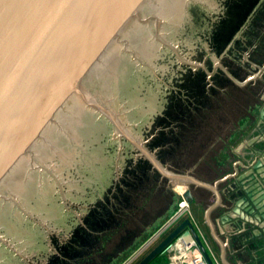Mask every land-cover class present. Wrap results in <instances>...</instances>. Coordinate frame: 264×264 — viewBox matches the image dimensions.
Segmentation results:
<instances>
[{"label": "water", "instance_id": "water-1", "mask_svg": "<svg viewBox=\"0 0 264 264\" xmlns=\"http://www.w3.org/2000/svg\"><path fill=\"white\" fill-rule=\"evenodd\" d=\"M232 1L0 0V264H123L194 191L209 223L228 220L219 188L256 111L213 115L222 131L198 148L200 102L217 76L264 96L259 68L226 51L212 65L264 0ZM184 230L214 264L189 218L136 264Z\"/></svg>", "mask_w": 264, "mask_h": 264}, {"label": "crops", "instance_id": "crops-1", "mask_svg": "<svg viewBox=\"0 0 264 264\" xmlns=\"http://www.w3.org/2000/svg\"><path fill=\"white\" fill-rule=\"evenodd\" d=\"M257 124L263 123L261 120H257ZM260 132H254L255 134L252 133L251 137L244 139L250 141L252 149L249 150L253 151L248 157L240 155L242 161H239L237 168L247 167L244 175L236 177L237 172H233L234 175L231 176L228 173L226 178L222 179L219 188V217L227 215L228 220L223 224L220 221L209 223L202 211L204 225L202 226L195 216L196 225L201 226L197 228V232L199 231L203 237L207 251L214 257L216 264H264V134H258ZM252 139L255 140L251 141ZM249 150L245 148V151L249 152ZM260 158L263 159L262 164L259 168L253 169L256 160L258 161ZM233 164L234 162L227 168L230 167L231 169ZM252 170L253 175L250 176ZM251 182L254 185L253 193L255 194L252 193L251 195L256 196L253 197L255 203L248 194L249 192L242 187ZM225 190L229 191L228 196ZM235 190L236 193H234ZM239 198L245 202L242 201L237 212H233L235 203ZM249 209L251 211H247ZM185 219L187 217L177 222L170 231L179 226ZM185 231L182 234H185Z\"/></svg>", "mask_w": 264, "mask_h": 264}, {"label": "flooded vegetation", "instance_id": "flooded-vegetation-1", "mask_svg": "<svg viewBox=\"0 0 264 264\" xmlns=\"http://www.w3.org/2000/svg\"><path fill=\"white\" fill-rule=\"evenodd\" d=\"M232 3L238 10H241V9H243V4L245 3V0H233ZM257 21L259 24V28L257 27V30H258V32H257L258 36L257 37H259L260 34H264V11L263 12H257ZM238 25L236 24V27ZM229 32H230V28L227 26L226 31H224V36H226L227 33H229ZM220 46H221L220 48L223 49V47L226 45L224 44V45H220ZM224 49H227V47H225ZM225 51H224V53H225ZM226 53H228V52L226 51ZM260 65L261 64H257V66H260ZM199 69H201V68H199ZM242 70H244V66L242 67ZM195 71H200L202 78H204L203 80H200L199 82H207L208 83L207 79H205V78L206 77L209 78V77H208L207 73L204 72L203 69H201V70L197 69ZM235 74H236V72H235ZM236 75H239V74H236ZM213 77H214V75H213ZM239 77H241L240 79L242 80L245 76L243 74ZM217 78H218V76L216 77V79ZM216 79L212 80V82H214V84L209 85L210 90H208V92L211 93V95H213V97L208 96L206 101L200 102V99L203 97V94L200 91L197 92V93H199L198 94V97H199L198 101L201 103V105L204 106V109H202L201 112H202V114L207 116V118L205 120L203 119L204 122H202V124L207 128L206 132L202 133L203 140H197L198 138L196 139V143L198 144V146H197L198 148L202 147L204 145H206L207 148L209 146H211V144H213V139L215 138L216 134L218 132L222 131L219 128V126L221 125V120H219L220 121L219 126H217L216 124L214 125V122H212V121L215 120L216 117H213V119L211 120L213 115L219 116L220 119H222L223 116L225 118L229 119V116L233 113V114H237L236 118L240 119L242 117V119H244L248 115L246 112L251 110V109L253 110L255 108L256 120H261L260 119V109L264 105V96L263 95L257 96V94H256L257 92H255V90H252L251 95L247 94V91L249 90V86L248 87H245V86L239 87V85L237 83H235L233 80H229V79L216 80ZM257 107H258V111H257ZM178 111L182 112V110L180 108L178 109ZM249 117H252V116L250 115ZM263 126H264V123L263 124H257L256 123L255 128H257V129L254 130V132L261 131L258 134H264V131H262V130H264ZM221 128H223V127H221ZM254 132H252V133H254ZM191 161L192 160H190L189 162H191ZM252 175H253V172L250 174V176H252ZM250 184L251 185H249V184L246 185V186H249V189L252 187V182ZM242 187H244V185ZM236 192L237 191L235 190L234 193H236ZM199 193L200 192L196 193L194 191V193H192V196L196 202L201 204V202L199 201V198L197 197V194H199ZM225 193L226 194L228 193L227 196L229 195V191L225 190ZM200 198H201V195H200ZM221 217H222V215L219 218L221 219Z\"/></svg>", "mask_w": 264, "mask_h": 264}, {"label": "rangeland", "instance_id": "rangeland-1", "mask_svg": "<svg viewBox=\"0 0 264 264\" xmlns=\"http://www.w3.org/2000/svg\"><path fill=\"white\" fill-rule=\"evenodd\" d=\"M263 11H264V1L261 2L258 5V7H257V4L255 5L253 10L250 12V14L247 16L245 21L242 23V25L239 27V29L236 31L234 36L231 38V40L226 45L227 49H223V51L220 53L218 58L212 64L213 66H215L217 64V62L219 61V58H221L223 55L222 53L226 50L228 52V53H226V56H228L231 60H233L241 68L244 66V70L246 72H248L250 75H254L253 76L254 78L257 76V68H259L262 73L260 74V78L256 77L255 79L264 85V61H263L264 60V34H260V36L257 37L258 36L257 35V32H258L257 27L259 28V24L257 21V12H263ZM257 64H261V65L257 66ZM256 123H257V120L255 119V121L253 122V124L251 125V127L249 128V130L247 131V133L245 134V136L243 137V139L241 140V142L239 143V145L237 146V148L235 149L233 154L231 155V158L229 160L230 162L228 163V165L231 166V163L234 162V164L232 165L233 171H232V168L230 169V167H228L225 171L223 179L226 178V176H227L226 174H228V173L231 176L234 175V174H232L233 172H237L238 175L236 177H241L244 175L245 171L247 170V167L246 168L245 167L244 168L243 167L237 168L238 164L237 165H235V164L237 161H242L241 160L242 157L240 156L241 153L244 154V157H248L250 152H253V151H249V152L245 151V148H246V150L252 149L251 145H247L243 149L242 148L239 149V147L243 143L244 139H246V137H251L250 135L252 134V132H254V130L257 129V128H255ZM262 131H264V130H262ZM255 133H257V132H255ZM255 147L257 148V146H255ZM230 170H231V172H230ZM189 204L190 205H189L188 212L192 218L191 221L194 224L195 229L197 230V228H199L201 226L198 227V225H196V223L194 221V220H196L195 216L200 221L199 223L202 226H204L203 221H202V209L196 201H194L193 203H189ZM198 233H199V231H198ZM200 238L203 242L205 249L207 250V246L204 243V239L201 235H200ZM209 255L212 258V260L214 261V263L216 264L214 257L211 256L210 253H209ZM167 260H168V256L165 253L155 262V264H167Z\"/></svg>", "mask_w": 264, "mask_h": 264}, {"label": "built area", "instance_id": "built-area-1", "mask_svg": "<svg viewBox=\"0 0 264 264\" xmlns=\"http://www.w3.org/2000/svg\"><path fill=\"white\" fill-rule=\"evenodd\" d=\"M189 205L190 204L188 202L123 264H136L158 241H160L164 235H166L177 224V222L181 221L185 216L192 220L188 212ZM198 236L200 237L199 233ZM166 254L168 256V264H208L197 242L190 235H188L187 231H185V234H180V236L174 239Z\"/></svg>", "mask_w": 264, "mask_h": 264}, {"label": "bare ground", "instance_id": "bare-ground-1", "mask_svg": "<svg viewBox=\"0 0 264 264\" xmlns=\"http://www.w3.org/2000/svg\"><path fill=\"white\" fill-rule=\"evenodd\" d=\"M253 73H254V72H253ZM255 75H256V74H255ZM239 199H240V198H239ZM239 199H238V200H239Z\"/></svg>", "mask_w": 264, "mask_h": 264}, {"label": "trees", "instance_id": "trees-1", "mask_svg": "<svg viewBox=\"0 0 264 264\" xmlns=\"http://www.w3.org/2000/svg\"><path fill=\"white\" fill-rule=\"evenodd\" d=\"M249 151H251V150H249Z\"/></svg>", "mask_w": 264, "mask_h": 264}]
</instances>
